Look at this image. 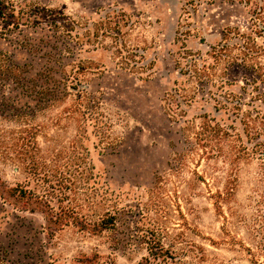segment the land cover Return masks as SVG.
<instances>
[{
  "label": "rangeland",
  "instance_id": "rangeland-1",
  "mask_svg": "<svg viewBox=\"0 0 264 264\" xmlns=\"http://www.w3.org/2000/svg\"><path fill=\"white\" fill-rule=\"evenodd\" d=\"M250 7L0 0V264H264Z\"/></svg>",
  "mask_w": 264,
  "mask_h": 264
},
{
  "label": "trees",
  "instance_id": "trees-1",
  "mask_svg": "<svg viewBox=\"0 0 264 264\" xmlns=\"http://www.w3.org/2000/svg\"><path fill=\"white\" fill-rule=\"evenodd\" d=\"M240 2L244 3L245 5H250L249 13H250V18L254 20L252 23L254 24L255 27L258 28V32H264V0H239ZM4 8V6L2 7ZM9 9L12 10V7ZM1 12V11H0ZM6 13L1 12V15H4ZM26 24L30 22L29 18L24 19ZM67 35L69 34V31L71 30V26H68L66 29ZM252 30V29H251ZM257 31V29H255ZM254 31V32H256ZM235 37L237 39L241 38L242 34H239V32H234ZM248 38V37H247ZM241 44V42H239ZM226 45H221V47H224ZM213 51V49H212ZM213 54H217V51H214ZM214 57H216L214 55ZM238 58V57H237ZM217 59V58H216ZM237 60V59H235ZM241 62L245 61L244 57H241ZM196 60H190V65H188V68H186L187 71H183V73L188 74L191 77L197 78L199 77V69L198 65H195ZM185 68L183 67L182 70ZM64 76L66 77V74L64 73ZM65 77H62L65 79ZM201 85V83H200ZM198 90V89H196ZM195 134V141L199 140H207L208 138H218L219 135H226V131L222 129V125L219 124L218 122L214 121L212 118H207V117H202V120L200 121L199 125L197 126V130L194 131ZM262 144L260 143V146Z\"/></svg>",
  "mask_w": 264,
  "mask_h": 264
}]
</instances>
